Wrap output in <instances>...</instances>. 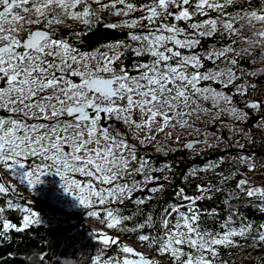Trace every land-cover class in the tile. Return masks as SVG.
<instances>
[{
	"label": "snow or ice",
	"instance_id": "snow-or-ice-1",
	"mask_svg": "<svg viewBox=\"0 0 264 264\" xmlns=\"http://www.w3.org/2000/svg\"><path fill=\"white\" fill-rule=\"evenodd\" d=\"M94 2L100 4L99 9H92L88 0H0V110L12 113L0 115V168L19 177L21 183L26 181L32 189L42 182L46 169L54 170L62 178L65 192L76 197L83 207L94 209L96 204L104 205L109 200L122 202L131 198L134 191H143L131 176L141 175L147 184L161 179L154 173L171 170L169 164L153 167L150 159L139 156L136 145L129 141L130 130L139 144H154L155 151L165 156L176 149L159 142L158 135L180 140L173 131L166 132L169 128L191 129L189 135L197 137L203 134V140H189L183 144L184 149L195 151L200 144L211 147L210 137L216 143L221 141V136L207 128L189 123L193 116L197 123L210 118V123L221 120L222 125L223 116L230 117L234 123H246L256 116L251 127L264 130V100L245 99L243 107L234 100V96L248 97L249 89L256 90L257 84L249 82L248 77L264 75V67H255L264 65V27H257L264 25V0H260L257 8L251 7V0H148L139 6L132 0ZM245 3L248 7H243ZM237 4L241 7L234 14L227 11L229 6ZM81 5L82 11H77ZM109 10L124 17L141 12L139 17L104 25L112 30L129 29L128 41L132 43L117 40L105 45L106 51L82 52L67 40L57 38L55 31L24 27L45 24L51 28L67 19L91 25L99 21L98 12ZM212 12L216 13L214 17L209 15ZM33 13L36 19H32ZM197 16L208 18L190 22ZM181 22L190 23L183 27ZM138 28L143 31H134ZM245 28L250 33L247 36L243 35ZM216 35L231 42L219 49L213 46L210 51H196L204 38ZM237 44L243 47L237 48ZM120 48L125 51H119ZM183 49L191 50V54H185ZM128 51L138 58L130 66L135 75L123 64ZM143 56L150 60L141 62L139 58ZM245 58H254L253 68L248 71L240 66V60ZM205 60L214 64L223 60L228 67L210 69ZM238 80L244 83L238 85ZM205 82L221 87L204 86ZM229 88L231 92L227 91ZM29 117L43 122L30 123ZM115 122H120L124 130L114 127ZM230 130L242 131L235 127ZM235 159L249 171L257 168L255 153L240 154ZM29 160L32 162L26 165ZM222 163L224 158L220 157L203 168L194 166L185 179L199 172L214 171ZM236 175L221 174V182ZM122 179L125 182L118 183ZM162 179L168 181L170 177L164 174ZM163 190L162 184L148 189L152 194ZM219 190L199 184L197 191L201 195L191 197L178 188L175 197L187 202L186 211H181L185 205L165 208L160 218L163 236L140 235L139 241L158 244L159 252L168 254L174 264H216L217 246L239 247L234 237L264 244V224L254 229L252 224L242 221L238 228L233 227L229 215L222 232L202 227L203 213L196 207L197 202L206 198L204 193ZM10 191L17 189L6 186L0 178V196ZM235 191L264 201V186H254L246 177L237 181ZM144 202V199L135 201ZM7 205L20 208L11 199ZM20 210L26 214L17 226L3 220L4 208L0 207L4 230L21 232L41 223L39 215L30 208ZM104 211L107 227L116 228L120 218L111 208ZM87 215L99 217L100 211L90 210ZM2 236L4 233L0 232ZM96 238L105 248L118 242L106 233H98ZM186 248L191 251H185ZM122 252L136 258L116 259L115 264H156L135 253L132 247L125 245ZM91 261L101 264L100 255ZM104 264H112V260Z\"/></svg>",
	"mask_w": 264,
	"mask_h": 264
},
{
	"label": "trees",
	"instance_id": "trees-1",
	"mask_svg": "<svg viewBox=\"0 0 264 264\" xmlns=\"http://www.w3.org/2000/svg\"><path fill=\"white\" fill-rule=\"evenodd\" d=\"M112 0L102 1L101 4H110ZM137 6L147 3L148 0H132ZM92 9H99L100 4L94 0H88ZM260 6V0H251V7L257 8ZM120 7V5H117ZM241 7L240 4L229 6L228 12L235 13ZM243 7H248L245 3ZM83 5L78 6L77 11H82ZM22 14V13H21ZM141 12L137 11L129 17L123 15H115L110 10L98 12L99 21H94L91 25H85L73 19H67L63 24L52 25L51 30L55 31L57 38H63L72 44L75 48L84 52H91L99 49L101 52L106 51L105 45L113 43L117 40H124L128 43L127 33L129 29H108L104 25L106 23H119L123 19H132L139 17ZM210 16H215L216 13H209ZM208 17H195L193 21L206 19ZM181 22L180 26L187 27V23ZM146 23V22H145ZM27 24L24 25L26 29ZM47 27L45 24H33L30 30L34 28ZM239 27V25H237ZM46 28V29H47ZM134 31H143L142 28ZM245 28L243 35L248 34ZM235 37H233L234 39ZM220 41V43H217ZM231 41L225 37L221 40L219 35L211 38H204L201 46L196 49L199 52L212 50L215 46L217 49L229 44ZM135 46V44H133ZM237 48L243 47L242 44H237ZM119 51H125L120 48ZM185 54H191V50L183 49ZM232 57H229L231 59ZM137 57L131 51L126 52L123 58V64L128 66L132 74H136L135 70L131 69V65L137 61ZM252 59L245 58L240 60V66L248 71L253 68ZM141 62H147L150 57H140ZM207 68H214L218 63L210 61H203ZM222 66L227 68L225 61L221 60ZM255 67H264V65H255ZM249 82L257 84L255 91L249 89L248 97L234 96V100L239 107H243L245 99H258L264 90V75L253 78L248 77ZM244 83L243 80L236 81V84ZM211 84L212 87L219 89L221 85L212 82H205V85ZM227 91L231 92L232 88ZM228 118V116H223ZM248 122V121H247ZM247 122H242L241 125L248 128ZM252 131L243 134L237 141L231 143V137L227 131L222 130L217 136L222 139L219 143L211 137L210 143L212 146L204 145L199 151H193L183 148V142H173L165 144L164 141H159L167 148L176 149L174 152H169L167 156L155 151V145L145 143L143 145L137 144L138 155L150 159L153 162V167L162 166V164L171 165V170L167 173H154L160 176L159 181L148 182L144 186L138 188L143 191H134L131 198H126L122 202H110L104 207L96 209L100 211L99 217H89L82 209H66L61 204L52 200L46 192L48 188H43L45 183L54 170L46 169L47 172L41 177L42 182L37 184L34 189L27 185L26 182L21 183L19 177L11 176L9 172L0 168V178L6 182V186H13L17 189L15 192H9L0 196V207L4 208L2 214L3 220H8L17 226L22 224L23 216L26 214L22 208H30L36 212L41 220L40 224H33L24 231L17 232L14 229L4 230L2 228L3 220H0V232L4 236L0 237V264H92V257L100 255L101 264L104 261L123 260L124 258H135L134 254H125L122 252L123 246H129L134 249V252L143 254L146 259L156 262V264H174L173 260L168 254H161L159 252V245L148 242H140L138 237L140 235H149L150 237L163 236L164 229L160 222L161 215L165 208L169 210L173 206L185 205L181 207V211H186L187 202L175 197V191L178 188H183L184 192L191 197L201 195L197 191V185L203 184L205 188L211 185L213 188L220 189L219 191H210L204 193V199L197 202L196 207L202 210L200 217L201 225L215 232H222L223 225L227 221L229 215L232 216L233 227H239L241 222H247L253 225V228L264 224V201L258 198H247L246 196L235 191V186L240 178H243V172L249 171L245 166L235 159L240 154H256L257 168L255 171L262 170L264 167V130H257L251 128ZM241 133V132H240ZM214 140V141H213ZM243 144V149L238 145ZM223 157L224 163L220 164L214 171L199 172L196 176L188 175V170L192 167L203 168L209 161H217L218 158ZM32 161H26V165ZM39 161H36L38 163ZM31 170V169H29ZM231 173H238L234 178L228 181L221 182V174L229 176ZM169 175L170 179L164 181L162 176ZM137 182L143 181V176L134 175ZM123 180V179H122ZM124 181V180H123ZM125 182V181H124ZM159 184L164 186L163 191H158L152 194L148 189L157 187ZM151 196V199H147ZM11 199L20 208H9L7 200ZM138 199H144L143 204L135 203ZM111 208L114 210V215L118 216L121 223L116 228L107 227V217L104 209ZM80 217H84L86 221H81ZM129 217V219H124ZM175 215L171 217L175 221ZM139 224H144V228H139ZM104 233L116 238L117 243L105 248L102 243L97 240V234L94 236L91 231ZM238 241L239 247L234 246H217L218 256L216 257V264H264V244H257L250 238L243 239L241 237H234ZM185 251H191L186 248ZM11 254V255H9Z\"/></svg>",
	"mask_w": 264,
	"mask_h": 264
},
{
	"label": "rangeland",
	"instance_id": "rangeland-1",
	"mask_svg": "<svg viewBox=\"0 0 264 264\" xmlns=\"http://www.w3.org/2000/svg\"><path fill=\"white\" fill-rule=\"evenodd\" d=\"M102 1H107V0H102ZM32 19H36V16H35L34 13L32 14ZM26 27L30 29V27H33V24L32 25H28ZM257 27H264V25H259L258 24ZM44 28H47V27H44ZM47 29L51 30V28H47ZM249 34L250 33L248 32V34H246V36L249 35ZM221 68H224V67L222 66L221 62H218L214 66V68H210V69H221ZM206 86H209V85H206ZM251 99H255V98H251ZM257 100H264V90L260 94V97ZM53 103H55V101H53ZM0 115H6L7 116V115H12V113H8L7 112V114H0ZM221 119L224 121L223 125L221 124V120H217L215 123H210L209 122L210 118H206L202 122L197 123L195 116H193L192 119L189 121V123H195L196 126L201 128V129L207 128V130L209 132L215 133L216 135L220 134L222 130H225V131H227V134L229 136H232L230 142L234 143L243 134L250 133L252 131L251 128H253V127H251V125L254 123V121L257 118H256V116H253L251 120H248V122H247V124L249 125L248 128L242 126L241 125L242 122L234 123L231 120L230 117H228V118H223L222 117ZM28 122L33 123V122H43V121H34V120H32L31 117H29L28 118ZM114 127H117L121 131L124 130L122 125H120V126H115L114 125ZM233 127H235L236 129H240L242 131L230 130ZM168 131H173L174 132V136L178 135L180 137L179 141H181V143L182 142L186 143L187 141L194 140V139H201V140L204 139L203 134H201L199 137H197L195 134L189 135V132H191V129H180L179 127H177L175 130H173L171 128L166 129V132H168ZM143 135L144 134L141 133L140 137L143 138ZM128 138H129L130 143L135 144V145L139 144L138 140L132 138L131 130L129 131V137ZM157 139H158V141H164L165 144L176 142L173 138H168L166 136V134H159ZM210 139H211V137L209 138V143H212L210 141ZM204 145L205 144L197 145L195 151L201 150L204 147ZM93 147H94V145H93ZM76 175H77V177L79 176V174H76ZM245 177L254 186H264V169L258 170V171H244L243 172V178H245ZM41 180H43V179H41ZM118 183L123 184L124 181L121 180V181H118ZM144 185H145V183L143 181H141V182H138L137 186H144ZM42 187L43 188H48L49 192L45 191V193H47V195L52 200H54L56 203L61 204L66 209H78L79 208V209H82V211H84L85 213H88V211H90V210H96V209H98L100 207L106 206L110 202H113V201L109 200V201H106L104 205L96 204L94 209H89V208L83 207L82 205H80V203H79V201H78V199L76 197H74L70 193L65 192V190H64V188L62 186V178L60 176H58L55 172H53L52 177H50L45 183H43ZM105 187H107V186H105ZM73 191H75V190H73ZM80 220L81 221H86V219L84 217H80ZM100 230H102L101 233H104V231H105L103 229H100ZM91 233L94 236H96V234H98L97 232H94V231H91ZM135 253H137V252H135Z\"/></svg>",
	"mask_w": 264,
	"mask_h": 264
},
{
	"label": "water",
	"instance_id": "water-1",
	"mask_svg": "<svg viewBox=\"0 0 264 264\" xmlns=\"http://www.w3.org/2000/svg\"><path fill=\"white\" fill-rule=\"evenodd\" d=\"M36 29H38V28H34V29H32V30H36ZM39 29H41V30H48V29H46V28H39ZM6 113H7L6 110H0V114H6ZM135 258H136V256H135Z\"/></svg>",
	"mask_w": 264,
	"mask_h": 264
},
{
	"label": "flooded vegetation",
	"instance_id": "flooded-vegetation-1",
	"mask_svg": "<svg viewBox=\"0 0 264 264\" xmlns=\"http://www.w3.org/2000/svg\"><path fill=\"white\" fill-rule=\"evenodd\" d=\"M7 114V113H6ZM115 126H120L121 124H120V122H115V124H114Z\"/></svg>",
	"mask_w": 264,
	"mask_h": 264
}]
</instances>
